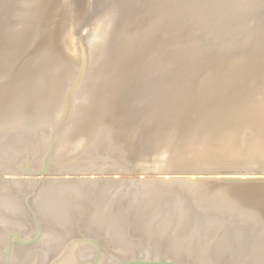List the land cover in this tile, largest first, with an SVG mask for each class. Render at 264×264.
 <instances>
[{
    "label": "water",
    "instance_id": "95a60500",
    "mask_svg": "<svg viewBox=\"0 0 264 264\" xmlns=\"http://www.w3.org/2000/svg\"><path fill=\"white\" fill-rule=\"evenodd\" d=\"M0 264H264V0H0Z\"/></svg>",
    "mask_w": 264,
    "mask_h": 264
}]
</instances>
